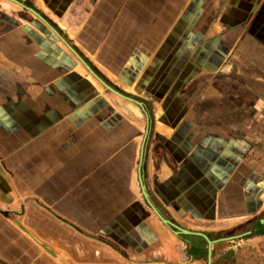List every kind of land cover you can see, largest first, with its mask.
<instances>
[{"label":"crops","instance_id":"1","mask_svg":"<svg viewBox=\"0 0 264 264\" xmlns=\"http://www.w3.org/2000/svg\"><path fill=\"white\" fill-rule=\"evenodd\" d=\"M7 1L0 264H253L264 0Z\"/></svg>","mask_w":264,"mask_h":264},{"label":"rangeland","instance_id":"2","mask_svg":"<svg viewBox=\"0 0 264 264\" xmlns=\"http://www.w3.org/2000/svg\"><path fill=\"white\" fill-rule=\"evenodd\" d=\"M5 1V0H4ZM7 1V0H6ZM8 2V1H7ZM98 238V241L99 243H101V239L100 237H97ZM234 242L231 243V242H224L222 243L221 245H219V248L220 250H222V248H225V247H230V246H234L235 247V250H239V249H242V248H246V246L244 244H246V242L243 240L241 243L237 242L236 240H233ZM256 242H261V241H256ZM235 243L239 244V246H236ZM263 243V242H262ZM99 245V244H98ZM257 245V244H256ZM258 246V245H257ZM256 246V247H257ZM209 248V247H208ZM258 248V247H257ZM259 249V248H258ZM230 251L231 250H234V249H229ZM249 252L252 251L253 249L251 248H248ZM260 251H253V254H250L249 256H247V258H251L252 259V263L253 264H264V252H262L261 249H259ZM246 253V251H245ZM251 253V252H250Z\"/></svg>","mask_w":264,"mask_h":264},{"label":"water","instance_id":"3","mask_svg":"<svg viewBox=\"0 0 264 264\" xmlns=\"http://www.w3.org/2000/svg\"><path fill=\"white\" fill-rule=\"evenodd\" d=\"M163 222L166 223V224H168V225H170L171 227H174V228H175V226H173L172 224H170V223L167 222L166 220H163ZM176 229H177V228H176ZM177 231L180 232V233H186V231H184V230H179V229H177ZM178 232H174V233L176 234V233H178ZM209 246H210V242L207 241V247H209ZM42 248L45 250V252H46L47 254H49L50 256L54 257V254H53L50 250H48V249L45 248L44 246H42Z\"/></svg>","mask_w":264,"mask_h":264},{"label":"trees","instance_id":"4","mask_svg":"<svg viewBox=\"0 0 264 264\" xmlns=\"http://www.w3.org/2000/svg\"><path fill=\"white\" fill-rule=\"evenodd\" d=\"M15 3H17V4H19V5H23V6H25V2L24 1H20V0H13ZM33 11H35L34 9H33ZM36 12V11H35Z\"/></svg>","mask_w":264,"mask_h":264}]
</instances>
